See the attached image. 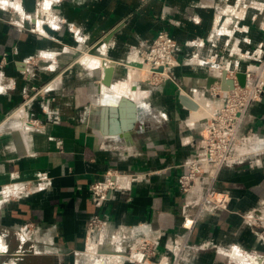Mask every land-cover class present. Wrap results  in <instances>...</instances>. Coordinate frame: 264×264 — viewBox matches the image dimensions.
<instances>
[{
    "label": "crops",
    "instance_id": "obj_1",
    "mask_svg": "<svg viewBox=\"0 0 264 264\" xmlns=\"http://www.w3.org/2000/svg\"><path fill=\"white\" fill-rule=\"evenodd\" d=\"M13 2L18 9L0 6V187H31L0 203V264H99L95 254L124 253L142 239L159 264L178 255L179 264H264V233L248 219L264 218V91L239 128L244 155L213 182L227 208L202 211L188 238L180 220L197 209L205 179L187 193L176 183L199 153L202 110L214 106L206 76L243 73L248 59L264 58V0ZM159 30L176 41L179 65L151 85L126 62ZM108 34L100 49L116 65L100 88L103 57L86 50ZM112 171L127 176L95 206L88 186ZM93 214L104 225L90 240ZM24 226L31 232L20 250ZM129 258L104 264L142 260Z\"/></svg>",
    "mask_w": 264,
    "mask_h": 264
},
{
    "label": "built area",
    "instance_id": "obj_2",
    "mask_svg": "<svg viewBox=\"0 0 264 264\" xmlns=\"http://www.w3.org/2000/svg\"><path fill=\"white\" fill-rule=\"evenodd\" d=\"M18 27L23 28L22 22L12 20ZM177 49L176 41L164 30H159L152 40L140 46L133 51L136 57L133 63L146 66L147 72L141 81L155 85L156 83L172 79L171 70L179 65L175 57ZM129 61V60H128ZM129 63V62H126ZM264 69V63L255 69L250 65L243 71V85L234 84L232 89L220 90L219 84L214 83L215 87L211 90L212 98L215 99L211 112L205 116V126L198 144L199 153L195 160L186 166V169L177 176L176 183L179 191L187 193L195 188L200 178L205 179V186L201 197L197 202V209L192 214H185L181 217L180 226L184 230V235L188 238L197 224L202 211L209 208L226 209L229 202V196L224 192L213 189V182L224 164L238 158L244 154L238 151L243 137L239 134V128L243 118L253 102H256L262 91H264V71L258 72L257 69ZM213 72L219 78L221 71ZM234 76V74H233ZM233 76H229L233 78ZM219 94H214L218 90ZM39 94V90L33 92L26 100L31 99ZM26 103V102H24ZM34 124H37L34 121ZM242 137V138H241ZM127 176L116 171L107 172L98 180L91 182L88 186L89 196L95 206H100L109 199L112 192L120 186V178ZM30 183L13 182L0 187V203L11 198L17 197L24 191L30 190ZM253 224L262 228L264 233V218H251ZM104 222L101 216L93 214L86 223V233L90 240L94 234L100 232ZM262 225V226H261ZM30 228L27 226L17 230L16 235L19 240V249L30 235ZM264 238V237H262ZM154 243L142 239L136 242L129 251L114 255L95 254L98 257V263L104 264L114 257L128 258L134 253L141 254L142 260L139 264H159L154 261L156 251ZM21 252V251H20ZM176 252V251H175ZM175 254V253H174ZM177 256V254H176ZM180 255L173 258L171 264H179Z\"/></svg>",
    "mask_w": 264,
    "mask_h": 264
},
{
    "label": "water",
    "instance_id": "obj_3",
    "mask_svg": "<svg viewBox=\"0 0 264 264\" xmlns=\"http://www.w3.org/2000/svg\"><path fill=\"white\" fill-rule=\"evenodd\" d=\"M110 37H111V34H108L103 39L99 40L98 42L93 44L90 48H88L86 52L91 55H97L98 54L97 49L103 47L108 42ZM102 57H103V60H101L102 62L100 65V71L102 73V77L100 80L101 81L100 88H102V86H105V87L110 86V84L112 83L113 72H114V68L116 65V63L107 56L106 49H105V53L102 54ZM107 60L109 62L105 63V61ZM135 65H139V64L135 63ZM214 83L219 84L220 90L232 89L234 84H238L241 86L243 85L244 74L242 72H236L233 78H231L227 76V72L225 70H222L219 78H217L213 74L206 76V79H205L206 88H210L211 85H213ZM124 103H125V100L123 98H120L119 104H118L120 111ZM111 110L114 112V109H111ZM180 223H181V220H180Z\"/></svg>",
    "mask_w": 264,
    "mask_h": 264
},
{
    "label": "bare ground",
    "instance_id": "obj_4",
    "mask_svg": "<svg viewBox=\"0 0 264 264\" xmlns=\"http://www.w3.org/2000/svg\"><path fill=\"white\" fill-rule=\"evenodd\" d=\"M14 0H0V6H6L5 8L6 9H8V8H10L11 7V5L12 6H15L16 7V5L14 4V2H13ZM13 2V3H12ZM17 9H18V7H16ZM21 17H22V15H20ZM14 21H17V20H14ZM17 22H19V21H17ZM102 50H104V49H102ZM100 48L99 49H97V52H98V54L97 55H94V56H99V57H102V54H103V51H102ZM91 55V54H90ZM136 57V55L134 54H132L131 55V57H130V59H129V63H128V67H131V68H133V69H135V70H138L139 72H140V70H143L144 68H142V67H145L146 68V66H141V65H135V63H133V59ZM103 59V58H102ZM101 59V60H102ZM99 64H101V63H99ZM144 71V70H143ZM146 72H147V69L145 70ZM146 72H145V74H144V76H142L141 78H144L145 76H146ZM215 73H216V71H215ZM142 74V73H141ZM262 78H264V74H262ZM24 105L25 104H23L20 108H18L17 110H19V112H21L22 113V111H23V109H24ZM211 109H212V105H209V107H207V109H204V110H202V114H207V113H209V112H211ZM119 249H116L115 247L114 248H111L110 250H108L109 252H112V253H108V254H111V255H114V254H119V251H118ZM107 251V252H108ZM115 252V253H114ZM231 255V254H230ZM233 255V254H232ZM234 256V255H233Z\"/></svg>",
    "mask_w": 264,
    "mask_h": 264
},
{
    "label": "rangeland",
    "instance_id": "obj_5",
    "mask_svg": "<svg viewBox=\"0 0 264 264\" xmlns=\"http://www.w3.org/2000/svg\"><path fill=\"white\" fill-rule=\"evenodd\" d=\"M96 62V61H95ZM262 63H264V58H260V60L259 61H257L256 62V60L254 61L252 58H251V60L250 59H248V61H247V64L248 65H250V68H252V69H255L256 67H259V65L260 64H262ZM248 65L246 66V67H248ZM144 70V69H143ZM140 71V73H142L141 75L142 76H144V74H145V70H146V68H145V70L144 71ZM257 71L258 72H260V71H264V69H262V68H260V69H257ZM32 94H29V96H31ZM40 95V94H39ZM28 96V97H29ZM37 96V95H36Z\"/></svg>",
    "mask_w": 264,
    "mask_h": 264
}]
</instances>
